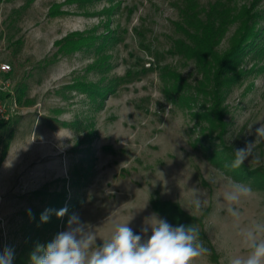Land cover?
Wrapping results in <instances>:
<instances>
[{
	"label": "rangeland",
	"instance_id": "1",
	"mask_svg": "<svg viewBox=\"0 0 264 264\" xmlns=\"http://www.w3.org/2000/svg\"><path fill=\"white\" fill-rule=\"evenodd\" d=\"M210 1L198 0L206 7ZM237 1L242 6L249 0ZM184 2L0 0V65L12 66L9 86L0 90L10 113L0 137L14 133L0 161L3 249H18L38 227L32 211L68 209L40 245L65 231L76 213L96 233L99 247L115 224L131 217L136 234L152 214L165 219L155 212L158 201L202 218L221 264L247 254L223 194L233 182L249 185L253 195L235 206L241 223L264 222V189L246 170L237 175L227 159L256 141L243 168L264 169V138L256 137L264 123V41L245 50L237 63L223 88L227 129L211 133L199 117L206 97L194 89L203 68L173 47L181 37L176 24L184 18ZM238 26L231 24L219 41V57L235 49ZM110 32L105 44L101 37ZM90 33L96 36L91 47L58 44ZM173 72L187 80L185 93L172 89ZM87 85L113 90L91 100ZM186 93L193 99L190 106L178 98ZM196 196L202 200L199 211L191 203ZM193 264L215 263L206 253Z\"/></svg>",
	"mask_w": 264,
	"mask_h": 264
},
{
	"label": "trees",
	"instance_id": "2",
	"mask_svg": "<svg viewBox=\"0 0 264 264\" xmlns=\"http://www.w3.org/2000/svg\"><path fill=\"white\" fill-rule=\"evenodd\" d=\"M264 0H249L242 6L238 5L237 0H212L208 3L207 7L202 6L198 0H185L183 4V20L177 23V29L181 31V37L174 43V48L178 50L177 53L181 55L195 59L198 66L203 68L202 79L197 80L194 85L196 95H203L206 97L205 111L199 114L201 119H204L209 126L207 130L211 133L222 132L227 129V123L225 122V106L223 88L230 84V76L234 74L237 63H240V59L244 56L245 50L258 49V42L264 41V26H261V21L264 20V7L261 5ZM233 23H239L236 32V43H234L235 49L230 50L228 53L219 57L216 52V47L219 45V41L222 40L226 34L229 26ZM109 35H103L101 39L106 43H110L112 37ZM96 40V36L83 35L69 36L58 41V44L62 48H73V50L82 49L83 46L91 47ZM100 41V40H99ZM170 79L173 81L172 89L180 92L188 90L187 80L182 77L181 74L173 72L170 73ZM85 90L87 91L91 100H98L103 98L112 87H100L96 85H87ZM194 94V92H192ZM191 94V93H190ZM9 94L6 93L5 96ZM192 95V94H191ZM4 94L0 92V98H3ZM187 105H191L193 99L190 95L184 94L178 97ZM177 99V97L175 98ZM18 102L24 101V93L19 94L17 98ZM185 101V102H184ZM28 104H33L32 99H27ZM8 124L7 120H0V128ZM8 136L0 137L1 154L0 161L6 156L9 149L11 139L14 136L13 131L9 132ZM218 154V153H217ZM213 156V159L217 160L219 155ZM217 156V157H216ZM231 158L233 162V156L227 155V159ZM220 158V156H219ZM218 158V159H219ZM221 159V164L224 158ZM219 159V160H220ZM230 163V168L231 167ZM238 175L248 173L247 177L255 179V186L264 189V169L260 168L255 170H247L243 168H232ZM244 173V174H245ZM155 212H158L174 227L184 225H195L199 229V239L203 242L204 246L209 249L208 258L212 263L221 264L220 254L216 247L208 237L204 221L199 218L190 215L180 207L179 204L173 202L158 203L154 201ZM44 211H32V214L36 217L38 227L34 230H29L26 234V239L18 249L14 250V258L12 264H30V254L35 250L37 245L41 244V240L48 231L54 232L58 229L61 217H57L55 213L49 214L47 222L41 221V214ZM48 238L47 242H50ZM3 249V237L0 229V252Z\"/></svg>",
	"mask_w": 264,
	"mask_h": 264
},
{
	"label": "clouds",
	"instance_id": "3",
	"mask_svg": "<svg viewBox=\"0 0 264 264\" xmlns=\"http://www.w3.org/2000/svg\"><path fill=\"white\" fill-rule=\"evenodd\" d=\"M256 137L264 138V123L256 129ZM255 143L249 142L245 148L234 150L232 168L245 164L253 155ZM252 195L249 185L236 182L223 194L226 210L247 250L246 255L234 257L230 264H264V222L242 225V213L235 207ZM191 203L198 211L203 206L198 196ZM52 211L45 210L41 221L47 222ZM67 211L65 207L55 214L63 217ZM131 219L115 224L110 237L97 247L96 233L81 221L78 214L73 213L65 231L57 234L46 246H36L30 254V264H193L209 252L199 239V229L195 225L173 227L157 214H152L141 227L140 234H136L129 226ZM13 258L14 250L11 248L0 252V264H12Z\"/></svg>",
	"mask_w": 264,
	"mask_h": 264
},
{
	"label": "built area",
	"instance_id": "4",
	"mask_svg": "<svg viewBox=\"0 0 264 264\" xmlns=\"http://www.w3.org/2000/svg\"><path fill=\"white\" fill-rule=\"evenodd\" d=\"M12 70V66L9 63H3L0 65V72L3 73L4 77L0 80V90L5 89L9 86V79L7 78L9 72ZM16 104V102H15ZM10 118V113L8 109V104L0 98V120H8Z\"/></svg>",
	"mask_w": 264,
	"mask_h": 264
}]
</instances>
